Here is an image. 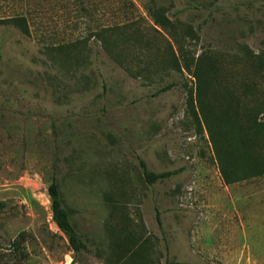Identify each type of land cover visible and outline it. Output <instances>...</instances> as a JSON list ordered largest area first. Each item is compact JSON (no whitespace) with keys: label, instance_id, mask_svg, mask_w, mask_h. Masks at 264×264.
<instances>
[{"label":"rangeland","instance_id":"obj_1","mask_svg":"<svg viewBox=\"0 0 264 264\" xmlns=\"http://www.w3.org/2000/svg\"><path fill=\"white\" fill-rule=\"evenodd\" d=\"M154 1L175 37L148 0H0L30 29L0 23V251L26 230V264H116L130 236L145 263L264 264V174L223 182L192 73L203 56L264 92V0ZM54 163L88 251L52 220Z\"/></svg>","mask_w":264,"mask_h":264},{"label":"trees","instance_id":"obj_2","mask_svg":"<svg viewBox=\"0 0 264 264\" xmlns=\"http://www.w3.org/2000/svg\"><path fill=\"white\" fill-rule=\"evenodd\" d=\"M147 10L154 23L175 37L172 23L154 0H148ZM0 23L17 29L24 35H30L27 17L22 13L0 17ZM114 27H101L96 36L102 46L108 50L107 33ZM63 50V45H57ZM175 62H178L175 59ZM196 80L195 96L197 110H194L197 123L206 127L210 138L215 159L218 163L221 178L225 184L240 182L264 174V92L253 82L243 83L239 87H231L224 83L216 67L206 57L196 59L193 67ZM171 86V85H169ZM165 86L161 91L167 89ZM193 93V94H194ZM144 180L153 184L158 180L170 176L173 172H153L140 161ZM55 163L52 166L51 181L47 187L50 197L52 220L68 239L69 246L74 253L88 251V246L79 235L72 223L69 213L64 207L59 184L56 177ZM29 233L21 230L9 239L7 247L0 251V264H26L29 253L25 248ZM124 242L115 243L116 264H151L139 258L143 256L144 246L138 245L133 237ZM127 243V244H128ZM165 264H184L178 261L165 260Z\"/></svg>","mask_w":264,"mask_h":264}]
</instances>
